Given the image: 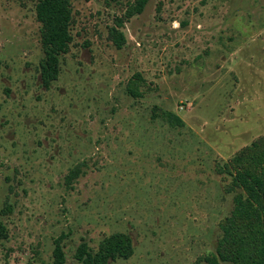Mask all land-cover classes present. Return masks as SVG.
I'll list each match as a JSON object with an SVG mask.
<instances>
[{"label":"rangeland","instance_id":"374dc122","mask_svg":"<svg viewBox=\"0 0 264 264\" xmlns=\"http://www.w3.org/2000/svg\"><path fill=\"white\" fill-rule=\"evenodd\" d=\"M37 1L0 0V264H53L57 247L81 264L80 244L116 233L133 253L109 264L213 254L234 197L217 169L264 135V0H148L128 20L135 0H70L48 87Z\"/></svg>","mask_w":264,"mask_h":264},{"label":"trees","instance_id":"16d2710c","mask_svg":"<svg viewBox=\"0 0 264 264\" xmlns=\"http://www.w3.org/2000/svg\"><path fill=\"white\" fill-rule=\"evenodd\" d=\"M148 0H135L129 4L124 19L141 14ZM36 19L40 23V44L43 58L40 62V77L48 87L59 74V57L68 53L72 41L70 25L72 9L70 0H38L35 6ZM123 24L117 20V27ZM109 38L118 48L125 44L123 33L111 27ZM142 79L134 76L126 91L132 97H140L139 85ZM162 118L171 125H181L182 120L173 113H163ZM220 175L230 179L225 187L233 193V209L219 224L221 231L215 252L198 260L197 264H264V135L256 138L234 154L228 162L217 169ZM75 172H71L69 177ZM5 233L0 227V238ZM130 237L116 233L103 238L97 250L92 253L85 243L75 253L81 264H109L117 259L132 256ZM53 264H64L60 248L53 251Z\"/></svg>","mask_w":264,"mask_h":264}]
</instances>
